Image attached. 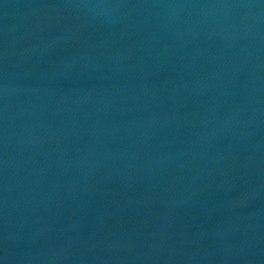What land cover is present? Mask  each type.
<instances>
[{
  "label": "water",
  "instance_id": "95a60500",
  "mask_svg": "<svg viewBox=\"0 0 264 264\" xmlns=\"http://www.w3.org/2000/svg\"><path fill=\"white\" fill-rule=\"evenodd\" d=\"M0 264H264V0H0Z\"/></svg>",
  "mask_w": 264,
  "mask_h": 264
}]
</instances>
